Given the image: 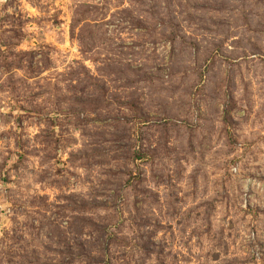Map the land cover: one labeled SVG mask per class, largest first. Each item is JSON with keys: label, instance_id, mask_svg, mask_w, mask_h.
<instances>
[{"label": "rangeland", "instance_id": "1", "mask_svg": "<svg viewBox=\"0 0 264 264\" xmlns=\"http://www.w3.org/2000/svg\"><path fill=\"white\" fill-rule=\"evenodd\" d=\"M0 264H264V0H0Z\"/></svg>", "mask_w": 264, "mask_h": 264}]
</instances>
